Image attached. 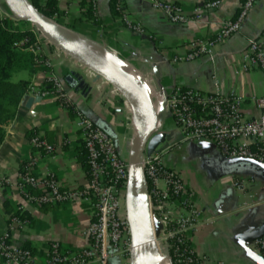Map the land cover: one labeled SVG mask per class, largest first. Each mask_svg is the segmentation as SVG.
Returning a JSON list of instances; mask_svg holds the SVG:
<instances>
[{
	"label": "crops",
	"instance_id": "1",
	"mask_svg": "<svg viewBox=\"0 0 264 264\" xmlns=\"http://www.w3.org/2000/svg\"><path fill=\"white\" fill-rule=\"evenodd\" d=\"M2 1L0 8L4 6ZM40 1L46 5L48 0ZM118 1L132 21L130 25L115 12L111 0L97 1L94 21L86 14L90 0H58L59 12L54 20L118 64L127 65L135 75L133 80L137 84L141 81L139 86L157 109L159 130L166 134L167 141L159 147L164 152V165L182 175L203 218L215 219L214 224L202 225L190 236L198 264H264V257L250 249V240L264 227V174L249 163L221 157L213 142H182L176 120L162 104L176 89L204 93L217 90L243 95L247 118L259 117L254 98L264 97V73L258 68L246 69L243 53L249 40L264 33V0L256 1L241 30L216 46L212 56L191 60L192 44L216 37L222 24L238 14L242 0H220L219 8L183 27L172 24L164 11L153 7L152 0ZM163 1L180 5L186 14L193 15L196 9L217 0ZM137 24L142 32L134 28ZM40 55L49 60L50 69L36 66L33 72L22 68L13 73L14 81L24 80L30 86L14 119L4 126L0 145V233L8 231L10 218L26 206L29 225L12 234V243L33 249L43 263L52 242L66 248L86 247V229L93 214L80 202L58 207L27 206L17 188L18 177L31 156L29 140L35 133L56 148L52 158L38 161L35 173L39 178L54 173L64 189H83L88 184L85 149L74 125V112L52 97L31 102V89H44L49 72L62 79L72 106L116 139L124 159H128L136 138V125L131 108L120 102L113 86L51 44H43ZM72 74L82 81L69 83L67 78ZM182 203L169 202L172 215L188 214L187 204ZM0 264H5L1 257Z\"/></svg>",
	"mask_w": 264,
	"mask_h": 264
},
{
	"label": "built area",
	"instance_id": "2",
	"mask_svg": "<svg viewBox=\"0 0 264 264\" xmlns=\"http://www.w3.org/2000/svg\"><path fill=\"white\" fill-rule=\"evenodd\" d=\"M90 1L96 14L98 0ZM256 1L242 0L238 14L222 24L216 37L192 44L188 59L212 56L216 46L241 30ZM221 3L220 0L209 2L196 9L193 15H188L180 5L152 0L156 10L164 11L172 24L181 27L202 20L205 13L219 8ZM117 9L130 25L132 21L124 13L120 1ZM134 28L142 32L138 24ZM29 43V39L22 40L16 48L36 54V64L50 69L49 60L40 55L42 45L50 44L48 40L39 34L36 42L26 48ZM243 64L246 69L258 68L264 73V33L261 38L249 40L243 53ZM113 90L119 93L114 87ZM31 92L35 98L52 97L61 107L74 112V125L88 155V184L83 189H64L54 173L39 178L35 173L38 161L42 157L52 158L56 148L45 137L35 133L29 140L31 156L18 177L17 188L27 206L58 207L80 202L90 208L93 219L86 229V247L66 248L57 241L52 242L41 263L32 250L12 243V234L25 230L29 225L28 220L21 218L26 210V206H22L19 216L10 218L8 231L0 233L1 259L5 264H131L132 238L126 210L128 159L122 157L116 139L107 130L72 106L62 79L49 72L45 88H32ZM254 103L260 113L256 119L245 115L246 98L243 95L222 94L217 90L204 93L197 89H176L162 104L176 120L182 142L210 141L225 159L253 160L264 164V97L254 98ZM163 153L158 149L149 156L145 154L142 164L152 221L157 220L161 225L159 236L165 241L168 253H173L175 264H198L199 259L190 246V236L202 225L214 224L215 219L203 218L182 175L164 165ZM170 201L187 204L188 214L172 215L168 209ZM250 249L264 257V236L252 242Z\"/></svg>",
	"mask_w": 264,
	"mask_h": 264
},
{
	"label": "water",
	"instance_id": "3",
	"mask_svg": "<svg viewBox=\"0 0 264 264\" xmlns=\"http://www.w3.org/2000/svg\"><path fill=\"white\" fill-rule=\"evenodd\" d=\"M3 2L8 10L6 17L32 25L57 50L107 81L122 95L134 117L140 122V133L136 136L128 157L130 171L126 210L132 238L131 264H146L147 250L155 246L152 227L155 225L159 234L161 225L157 220L152 221L149 192L142 164L145 154L151 155L167 141L166 134L159 130V115L156 107L137 82L120 71L86 41L47 18L30 0H3ZM75 79L82 81V77L76 74L69 76L67 81L73 83ZM41 100L42 98L39 97L30 98L31 102ZM246 161L264 174V164L253 160ZM263 236L264 227L253 236L250 242ZM166 254L169 255V253Z\"/></svg>",
	"mask_w": 264,
	"mask_h": 264
},
{
	"label": "trees",
	"instance_id": "4",
	"mask_svg": "<svg viewBox=\"0 0 264 264\" xmlns=\"http://www.w3.org/2000/svg\"><path fill=\"white\" fill-rule=\"evenodd\" d=\"M32 4L40 10L47 18L55 19L58 15V0H48L46 5H42L40 0H30ZM113 9L116 13L120 12L117 9L118 1L111 0ZM85 5V4H84ZM88 20L94 21L95 10L90 1L86 9ZM17 23H21L12 18L2 16L0 13V145L5 137L4 126L12 121L16 115L18 106L29 90V82L13 80V73L18 69H28L33 72L36 64V58L32 52L20 50L16 48V44L22 40L29 39L30 43L25 47L36 42L37 34L30 29L20 28ZM85 149V148H84ZM237 162H245L246 160L235 159ZM85 168L89 169L88 155L85 150ZM19 216V213L13 216ZM21 218L29 219L27 215L22 214ZM27 248V247H26ZM34 253L35 251L31 248ZM172 264H175L173 253H169Z\"/></svg>",
	"mask_w": 264,
	"mask_h": 264
},
{
	"label": "bare ground",
	"instance_id": "5",
	"mask_svg": "<svg viewBox=\"0 0 264 264\" xmlns=\"http://www.w3.org/2000/svg\"><path fill=\"white\" fill-rule=\"evenodd\" d=\"M78 37V36H77ZM102 51V50H101ZM101 54L108 59L112 64H114L120 71L124 72L127 76H129L132 79H135V75L132 72L131 69H129L127 67V65H120L118 64V62H116L113 57H109L107 54H105L104 52H101ZM138 76V75H137ZM138 78V77H137ZM138 80V79H137ZM141 83V81H140ZM139 83V84H140ZM142 85V84H141ZM150 88V87H149ZM151 91V90H150ZM154 95V94H153ZM156 99V98H155ZM134 121H135V125H136V136L140 133L141 130V125L140 122L137 120V118L134 117ZM152 238L155 242V246H153L152 248H148L147 250V254H146V264H170V262L165 259L164 257V253L162 251V249H160L158 247V245L156 246L157 240L155 238V235L157 233L156 231V226L153 225L152 227ZM158 248V249H157Z\"/></svg>",
	"mask_w": 264,
	"mask_h": 264
},
{
	"label": "rangeland",
	"instance_id": "6",
	"mask_svg": "<svg viewBox=\"0 0 264 264\" xmlns=\"http://www.w3.org/2000/svg\"><path fill=\"white\" fill-rule=\"evenodd\" d=\"M2 2H3V1H2ZM3 3H4V2H3ZM0 11H1V15H2V16H5V14L8 13V10H7V8L5 7V5L3 6V8H0ZM17 25H18L20 28H25V29L33 30L37 35L40 34V33L37 32V31L32 27V25H30V24L22 23V22H21V23H17ZM40 35H41V34H40ZM120 65H122V64H120ZM13 79H14V80L16 79L15 75L13 76ZM118 94H119L118 96H119V100H120V102H122L125 106H127L128 108H130V106L128 105V103L126 102V100L122 97V95H121L120 93H118ZM120 102H119V103H120ZM156 240H157L156 246L158 245V247H159L160 249H162V251H163V253H164V256H165L164 258L167 259V260L170 262V264H172L170 256L166 254V253H168V249H167V247H165V246H166L165 241L163 240V238H162L161 236H159V234H158ZM167 256H168V257H167Z\"/></svg>",
	"mask_w": 264,
	"mask_h": 264
}]
</instances>
